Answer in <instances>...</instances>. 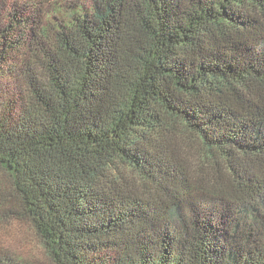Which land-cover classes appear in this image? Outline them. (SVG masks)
Here are the masks:
<instances>
[{"label":"trees","instance_id":"obj_1","mask_svg":"<svg viewBox=\"0 0 264 264\" xmlns=\"http://www.w3.org/2000/svg\"><path fill=\"white\" fill-rule=\"evenodd\" d=\"M0 172L50 264H264V0L1 2Z\"/></svg>","mask_w":264,"mask_h":264},{"label":"rangeland","instance_id":"obj_2","mask_svg":"<svg viewBox=\"0 0 264 264\" xmlns=\"http://www.w3.org/2000/svg\"><path fill=\"white\" fill-rule=\"evenodd\" d=\"M21 0H0L4 3H18ZM1 187H9L7 178L0 172ZM1 188V189H2ZM4 208H8L5 206ZM8 214V213H7ZM9 250L15 255L23 257L36 264H50L48 256L32 227L22 221H18L6 213L0 215V249Z\"/></svg>","mask_w":264,"mask_h":264}]
</instances>
